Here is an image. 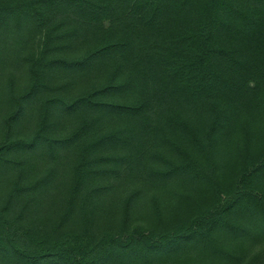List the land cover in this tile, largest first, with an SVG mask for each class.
<instances>
[{
	"label": "trees",
	"instance_id": "16d2710c",
	"mask_svg": "<svg viewBox=\"0 0 264 264\" xmlns=\"http://www.w3.org/2000/svg\"><path fill=\"white\" fill-rule=\"evenodd\" d=\"M0 264H264V0H0Z\"/></svg>",
	"mask_w": 264,
	"mask_h": 264
}]
</instances>
